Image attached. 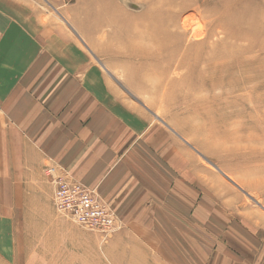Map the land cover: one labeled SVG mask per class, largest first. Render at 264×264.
Returning a JSON list of instances; mask_svg holds the SVG:
<instances>
[{"label":"crops","instance_id":"0c3cea01","mask_svg":"<svg viewBox=\"0 0 264 264\" xmlns=\"http://www.w3.org/2000/svg\"><path fill=\"white\" fill-rule=\"evenodd\" d=\"M85 2L0 0V174L11 189L18 184V204L38 200L43 187L53 197L46 167L56 164L128 230L183 218L213 264H264V214L237 208L241 198L221 193L230 190L214 176L200 178L182 139L120 85L82 16L83 8L87 22L111 26L103 19L116 6L87 10ZM123 13L115 11L129 18Z\"/></svg>","mask_w":264,"mask_h":264},{"label":"rangeland","instance_id":"374dc122","mask_svg":"<svg viewBox=\"0 0 264 264\" xmlns=\"http://www.w3.org/2000/svg\"><path fill=\"white\" fill-rule=\"evenodd\" d=\"M151 1L112 0V5L107 0H86L87 10L98 5V11L103 8L106 12L116 6L110 17L103 19L111 26L87 22L82 8L84 22L92 27L89 32L96 39L95 47L103 60L115 66L120 85L129 89L130 96L150 109L153 117L164 120L182 139L198 161L200 178L206 176L204 180L210 181L214 176L215 184L230 190L221 189V193L241 198L237 208L245 204L264 214V0H208L201 7L197 0H183L188 7L175 13L174 32L182 30L180 21L184 17H213L215 25L209 23L207 28L218 36L224 34L231 56L250 66L244 73L249 77L235 71L231 77L234 84L227 85L230 80L224 79L226 86L216 88L208 87L207 74L195 70L193 57L187 65L172 54L175 43L168 42L166 50L157 54L158 46L136 32ZM119 10L129 18L116 15ZM174 15L165 16L167 23ZM199 18L195 25L203 22ZM222 42L218 45L222 46ZM146 48L151 55L142 54ZM200 52L199 48L194 54L199 56ZM186 164L190 165V161ZM3 177L6 176L0 174V264L218 262L213 257H202L205 246L191 244L190 236L196 228L183 218L180 222L154 223L160 229L151 231L128 230L121 223L119 229L105 237L57 212L50 187H43L38 200L28 198V205L18 204V184L11 189L12 183L4 182ZM15 177L17 182L18 173ZM200 228L202 238L204 231ZM235 239L240 240L238 234Z\"/></svg>","mask_w":264,"mask_h":264},{"label":"bare ground","instance_id":"6f19581e","mask_svg":"<svg viewBox=\"0 0 264 264\" xmlns=\"http://www.w3.org/2000/svg\"><path fill=\"white\" fill-rule=\"evenodd\" d=\"M197 1L200 7L206 6L209 3L208 0ZM175 3L178 5L176 6ZM187 7L188 6L183 0H153L148 3L147 13L142 17L143 24L136 32L140 35H144V37H146L145 39L148 40L150 44L153 43L158 46V51L155 49L157 54L166 50L165 48L168 42L175 43L176 48H173L172 54L179 56L187 65L190 63V58L193 57L196 62L194 64L195 70L198 69V72L200 71L207 74L210 80L208 85L209 88H216L219 86L225 87L226 84L224 83V79L230 80L227 85L234 84L231 77H234L235 71L243 75L242 77H249V75H244V73L249 70L250 66L246 65L245 61L231 56V47L228 42L224 41L225 35L222 34L218 36L215 30L207 28V24L209 23L215 25V19L213 20V17L198 15L199 21V17H202L203 22L197 23V25L194 23L195 20H198L196 15L184 17L180 21L182 30L173 31L176 27V14ZM170 13L171 15L176 14L172 16L170 22L167 23L165 16L168 17ZM190 41L192 42L190 43ZM221 42L222 46H219L218 44ZM199 48L202 49V52L197 56L194 54V51ZM139 50L142 51V49ZM143 51L142 54L147 56H149V54L151 55L149 49L146 48L143 49Z\"/></svg>","mask_w":264,"mask_h":264},{"label":"built area","instance_id":"2783aa9c","mask_svg":"<svg viewBox=\"0 0 264 264\" xmlns=\"http://www.w3.org/2000/svg\"><path fill=\"white\" fill-rule=\"evenodd\" d=\"M68 1V0H66ZM53 186V206L79 226L108 237L119 229L114 212L97 196L93 189L74 180L56 164L46 167Z\"/></svg>","mask_w":264,"mask_h":264}]
</instances>
